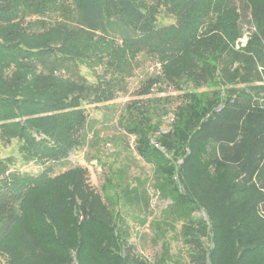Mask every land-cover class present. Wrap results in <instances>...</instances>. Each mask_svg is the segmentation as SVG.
<instances>
[{
    "label": "trees",
    "instance_id": "1",
    "mask_svg": "<svg viewBox=\"0 0 264 264\" xmlns=\"http://www.w3.org/2000/svg\"><path fill=\"white\" fill-rule=\"evenodd\" d=\"M247 18L253 31L236 49ZM147 59L159 74L136 95L179 92L172 111L168 98L132 100L118 117L150 176L128 182L127 168L109 169L102 195L79 166L0 178L8 264H170L165 231L176 227L185 264H264V119L248 122L264 110V0H0V141H15L22 162L64 163L85 145V105L113 101ZM207 166L238 181L213 196L196 170ZM148 186L165 202L152 220ZM27 207L44 230L27 232L31 248L6 249ZM129 216L160 243L153 262L129 244Z\"/></svg>",
    "mask_w": 264,
    "mask_h": 264
},
{
    "label": "rangeland",
    "instance_id": "2",
    "mask_svg": "<svg viewBox=\"0 0 264 264\" xmlns=\"http://www.w3.org/2000/svg\"><path fill=\"white\" fill-rule=\"evenodd\" d=\"M247 20H249V18L241 23V32L243 35L240 40H237L236 49L245 47L247 38L253 31L251 24L247 23ZM258 71L261 72L262 67H259ZM158 74L159 65L155 61L149 59L144 60L142 67L136 70L134 76L127 81L126 90L119 93L113 101L98 107H95L93 104H86L85 108L89 116V124L85 131V145L69 153L64 163L55 164L45 159H34L35 161L22 162L17 153L15 141L9 143H2L0 141V159L12 158L11 162H9V170H4L0 174V178L9 181L11 180L10 174H29L37 176L49 166H51L50 176L54 177L70 168L79 166L87 170L89 185L94 191L102 195L101 186L104 183L105 177L108 176L107 172L109 169L114 171L119 168H127L126 181L128 182L134 177L140 179L149 177L151 172L149 166L135 154L134 138L124 133V130H122L121 126L118 124V117L123 113L127 103L132 100L146 102V100L151 98H168L169 100L166 104L171 111L178 105L179 92L174 91L170 87L161 86L159 90L158 85L152 89L151 94L148 96L140 97L136 95L142 82L147 79V77L156 76ZM262 82H264V80ZM40 117L43 116L40 115ZM23 119L24 118L17 119V122L23 123ZM263 119L264 110L258 107L252 111L248 122L258 127ZM163 120L164 124L162 129L166 130L171 122V115L164 117ZM32 136L36 142L40 143L43 140L47 141L42 136L33 134ZM46 145L54 146L53 143L48 141ZM196 170L204 188H206L207 185H212V187H210V193H212L213 196H215V192L218 188H223L224 185H226L227 188H232L238 181L235 172L226 173L221 169H217L215 166L202 167ZM261 174H264V165L261 169ZM66 186L68 188V183ZM52 188H54V186ZM147 188L151 210L149 220H152L165 206V202L158 199V196L150 186ZM49 191L52 192L53 190L50 188ZM55 197H57V195H55ZM42 204L48 209L50 208L49 197L46 196V193L42 197ZM31 211V207H27L24 210L25 216L21 223L13 229V233L8 238V242L5 245L6 249H13V251L16 252L17 248H31L30 245L25 243L28 241L26 237L27 232L34 234L38 233L41 236L45 224H41L39 221L34 220ZM52 211L54 212V208L51 207L50 212ZM259 216L264 220L263 215ZM125 221L130 231L128 242L133 246L135 253L143 259L153 262L158 256L160 246V243L153 237V231L148 228L147 225L142 226L138 222L132 220L130 216L125 217ZM165 234L169 244V260L172 261L170 264H185L187 252L179 236V227H176L174 230H166ZM5 252L6 251H4V253ZM37 252L39 251L37 250ZM4 253H0V264H8L10 261L9 254Z\"/></svg>",
    "mask_w": 264,
    "mask_h": 264
}]
</instances>
